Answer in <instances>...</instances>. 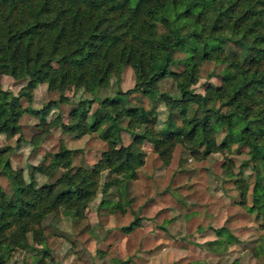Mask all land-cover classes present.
<instances>
[{
  "label": "trees",
  "instance_id": "obj_1",
  "mask_svg": "<svg viewBox=\"0 0 264 264\" xmlns=\"http://www.w3.org/2000/svg\"><path fill=\"white\" fill-rule=\"evenodd\" d=\"M211 62L225 66L221 84L202 95L195 86L203 65ZM126 67L137 78L127 96L140 92L157 100L162 80L176 82L181 97L171 107L180 111L181 128L158 132L153 111L126 107L122 93L105 99L104 115L89 124L90 101H84L72 112L67 129L78 130V138L99 133L103 141L122 147L105 152L93 169L76 172L77 151L62 148L51 154L49 165L35 167L33 177L64 168L67 180L59 190L58 184L38 190L34 180L20 181L5 160L7 149H0V176L12 185L11 193L0 186V248H27L29 235L36 243L43 241L45 219L60 210L85 209L103 172L112 173L108 187L136 178L144 164L145 141L165 162L179 145L195 155L246 150L243 166L254 182L251 202L247 190L242 205L264 229V0H0V134L16 136L25 113L42 114L24 109L20 101L38 86L62 91L81 86L95 94ZM3 76L25 79L28 85L6 101ZM124 118L129 119L126 128ZM143 125L142 135L132 130ZM218 126L224 135L220 143ZM123 131L135 136L128 147L123 146ZM213 230L218 240L197 246L220 254L239 242L227 227Z\"/></svg>",
  "mask_w": 264,
  "mask_h": 264
},
{
  "label": "rangeland",
  "instance_id": "obj_2",
  "mask_svg": "<svg viewBox=\"0 0 264 264\" xmlns=\"http://www.w3.org/2000/svg\"><path fill=\"white\" fill-rule=\"evenodd\" d=\"M224 68L214 62L204 64L196 92L205 95L207 87L220 85ZM27 85L25 79L3 76V98L9 101L21 95ZM136 85L135 70L126 67L95 94L81 86H68L63 91L50 90L45 84L38 86L20 101L24 109L42 114L25 113L19 121L22 131L16 136L0 134V149H7L5 160L20 181L30 184L34 180L38 190L57 184V190L62 189L65 183L61 182L67 180L64 168L33 177L35 167L49 165L51 154L62 148L77 151L73 159L76 172L79 168L93 169L105 152L122 147L103 141L99 133L78 138V130L67 129L72 112L90 101L92 124L104 115L105 99L119 97L120 93L124 96ZM158 89L164 96L158 95L157 100L140 92L126 94L125 106L153 111L158 132L181 128L180 111L171 107L172 100L181 97L176 82L165 78ZM128 123L127 118L121 121L123 128ZM145 129L143 125L132 130L142 135ZM216 131L220 143L222 127ZM122 138L123 146L128 147L135 136L123 131ZM234 149L195 155L179 145L165 162L153 144L145 141L144 164L136 178L120 187H108L112 173L103 172L96 195L85 209L51 213L43 224L45 239L36 243L29 235L27 248H0V264H264V229L242 205L247 190L251 202L254 182L251 170L243 166L249 155L246 150L237 153ZM0 186L11 193L12 185L4 176H0ZM134 225L133 231L125 230ZM222 227L229 228L239 242L228 245L220 254L197 246L217 241L213 229Z\"/></svg>",
  "mask_w": 264,
  "mask_h": 264
}]
</instances>
